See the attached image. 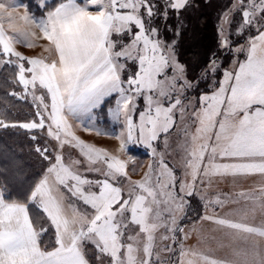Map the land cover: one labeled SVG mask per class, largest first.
<instances>
[{"label":"snow or ice","instance_id":"snow-or-ice-1","mask_svg":"<svg viewBox=\"0 0 264 264\" xmlns=\"http://www.w3.org/2000/svg\"><path fill=\"white\" fill-rule=\"evenodd\" d=\"M46 4L40 0L38 7ZM193 6L192 0H163L162 10L153 0H59L37 17L23 0H0V67L16 66V82L24 91L11 95L22 100L31 96L35 105V119L18 125L0 119V128L46 131L58 149L36 148L49 163L26 192L0 185V264H91L87 245L96 250L97 261L106 256L110 264H168L156 251L161 229L159 240L171 242L161 250L178 252L174 264H256L255 257L264 264L255 241L251 252L235 249V260L185 243L189 234L180 220L191 207L187 197L204 200L198 184L207 181L211 187L217 178L264 177V0H238L223 13L220 47L244 53V59L221 70L222 79L218 84L213 80L211 92L199 95L198 106L184 93L215 77L220 67L213 53L199 77L189 80L186 65L177 57L184 27L180 13ZM233 10L242 14L234 34L253 29L256 33L234 49L224 28L232 23ZM170 11L178 23L174 38L166 42L154 20H163L171 31L166 23ZM33 27L48 42L44 51L49 56L29 58L16 49L17 44L36 46ZM37 89L42 94L37 95ZM106 101L111 121L107 126L99 122L96 111ZM189 109L191 123L182 129L183 142L178 145L184 153V172L177 183L156 142L167 149L177 113L184 120ZM69 117L85 132L115 138L120 155L81 139ZM65 146L77 149L83 160L66 162ZM134 147L145 149L155 161L138 181L128 175L135 158L127 154ZM82 163L87 172L102 178H87L78 170ZM121 178L131 185L127 191ZM258 192H238L246 206L235 213L205 214L200 219L245 242L264 240V220L249 222L257 210L264 213V185ZM228 203L239 200L217 195L205 201L204 208L223 209ZM233 215L238 218H230Z\"/></svg>","mask_w":264,"mask_h":264},{"label":"rangeland","instance_id":"rangeland-1","mask_svg":"<svg viewBox=\"0 0 264 264\" xmlns=\"http://www.w3.org/2000/svg\"><path fill=\"white\" fill-rule=\"evenodd\" d=\"M23 2L29 3V11L34 12L35 15L39 17L46 14V11L51 10L59 0H47L46 7L44 8L38 7L40 0H23ZM153 2L157 5L158 9L162 10L163 3L161 2H163V0H153ZM237 2L238 0H192L193 5L195 6L189 7L180 13V21L183 22L184 27L180 29L177 46L178 44H181L182 41H184V43L180 45V50H178V47L176 46V52L179 61L186 65L188 79L196 80L199 77L201 70L208 64L213 53H215L220 67V70L216 72L215 77L201 80L196 88L184 93V96L190 98L194 104H197V106L199 95L201 93L211 92L213 80L218 84L222 79L221 70L234 67V62L237 59L241 61L244 59V53L237 54L220 47L219 29L223 20V13L231 9ZM19 12L20 14H23L24 9H19ZM203 17H206V21H202ZM241 19V12L239 10H233L231 14L232 23L224 24L225 34L228 36L233 49L238 45H246L247 36L256 34L253 29L250 32L246 30L244 35H235L236 26L241 22ZM205 22H209L212 25V34L210 33V37L204 35V32L207 31H205L202 24H205ZM166 23L172 26L171 31L165 27V22L163 20L158 18L154 20V26L159 28L161 38L167 42L174 38V32L178 21L172 14H169V19ZM32 31L37 33L34 40L36 46L28 48L24 44H17L16 49L29 58L49 56V53L44 51L48 42L42 38L38 29L33 27ZM125 42H127V38H125ZM13 59L15 58L13 57ZM25 67H28V65L25 64ZM169 74H171V70H169ZM16 81L17 68L15 65H4L3 67H0V119H3L6 123H16L18 125L35 119V105L32 103L31 96L22 100L19 96L11 95L12 92L22 94L24 91L23 87ZM40 94H42V90L37 89V95ZM182 99H184L183 96ZM184 102L187 104L188 100H184ZM138 103L140 108H143L144 101L142 98ZM108 106L110 105L107 102L104 107L102 106L100 109L96 110L99 122L105 126L109 125L111 122L110 117L107 115ZM190 112L191 109L188 110L189 114L186 115L184 120H180L179 114L177 113V124L168 135L169 147L167 149H165L163 144L159 141L156 142L158 151L165 152V162L175 171L178 178L177 183H179L180 177L184 172V153L179 149L178 145L183 142L182 129H184L185 125L191 123ZM69 122L73 125V130L76 135L81 139L88 143H93L98 147L105 148L113 154L120 155L119 141L115 138L97 136L95 132H85L80 122L74 118L69 117ZM194 127L195 125H192L193 130ZM33 135L36 136L35 140L31 139ZM0 141L4 142L2 144L0 142V163L7 165L3 168L6 173V179H1V181L2 184L6 183L9 189L13 192H26L28 188L40 178L48 166L49 162L44 160L36 151L37 147H40L41 149L47 147L50 150H58L57 141L48 137L46 131H28L19 127L0 128ZM14 151L21 154L24 164L32 166V171L34 172L32 177L33 181L28 187L23 182L25 175L20 179H17V181L15 180L16 178L11 176L13 168L22 166L16 160V156L13 155ZM54 154L55 151L50 153V155ZM63 155L66 162H70L72 159L83 160L78 150L69 146L64 147ZM127 155H131L135 158V164L129 163L128 167V175L133 181L141 180L148 171L149 165L155 164V161L151 158L149 153L141 147L131 148ZM127 155H124L122 158H127ZM78 170L89 179L102 178L96 173L87 172L83 163ZM261 185H264V177H260L259 175L240 177L235 180L231 177L224 179L217 178L213 180L211 187L208 186L207 181L203 184H198L197 189L199 195L203 196L204 200H200L196 195L187 197L191 207L185 210L186 218L180 220V224L184 227L185 233L189 234V239L185 242L186 245L189 247L199 246L206 251L210 250L211 254L221 259L235 260L237 259L234 256L235 249L251 252L253 242L255 241L259 244L262 254H264V240H260L259 238H249V240L245 242L243 239L229 234L227 230L219 229L211 221L200 219L205 214H218L220 216H225L229 213H235L236 210L246 206V201L243 198L238 197L236 194L244 191L251 193L252 195H259L258 188ZM121 186L125 191L131 187L124 178H121ZM217 195H219L221 199L228 197L230 200H239V203H228L223 209L216 208L215 210L209 205L206 210L204 208L205 201H211L215 199ZM230 218L236 219L238 217L233 215ZM261 220H264V213L260 210H257L254 220H252L251 216L249 217V222L258 224ZM193 228H195V231H192ZM130 229L133 234L136 232V229L131 225ZM163 231L164 230L161 229V232L157 233L158 244L156 251L159 252L160 261H167L168 264H174L178 252L161 250L171 243L170 241L159 240V236ZM181 235L183 234L178 233V236ZM212 237H215V239H212ZM172 248L177 249L178 245L172 244ZM85 250L92 264H110V258L106 256H101L99 261L95 259L97 253L92 245H87ZM248 259L249 261H252L253 257L249 256ZM258 261L259 257H255L256 264H258Z\"/></svg>","mask_w":264,"mask_h":264},{"label":"trees","instance_id":"trees-1","mask_svg":"<svg viewBox=\"0 0 264 264\" xmlns=\"http://www.w3.org/2000/svg\"><path fill=\"white\" fill-rule=\"evenodd\" d=\"M161 3H163V2H161ZM163 5V4H162ZM169 14H172L173 15V13L170 11L169 12ZM202 21H206V17H203V19H202ZM209 22H205V24H202V26H204V28H205V31H207V32H204V35H206V37H207V35L210 37L211 35H210V33H211V30H212V28H211V24L209 23ZM188 24H191V23H188ZM212 34V33H211ZM208 39V38H207ZM182 43H184V41H182L181 42V44ZM181 44H178V50H180V45ZM177 50V51H178ZM208 50V49H207ZM108 102V101H107ZM107 102L105 103V104H107ZM105 106V105H104ZM103 106V107H104ZM1 142V144L2 143H4V142H2V141H0ZM14 154L13 155H15L16 157V160L19 162V164L20 165H22V166H17V167H15V168H13V170H12V173H11V176H13L14 178H16L15 180L17 181V179H20L23 175H25V179H24V183L27 185V187L28 186H30V183L33 181V179H32V177H33V174H34V172L32 171V166L31 165H29V164H24L23 163V159L21 158V154L19 153V152H16V151H14L13 152ZM4 166H7L6 164H4V163H0V185H3L2 184V181H1V179L3 180V179H6V173H5V170L3 169L4 168ZM27 174V175H26ZM32 184V183H31ZM10 191H12V190H10ZM13 192V191H12ZM31 211L33 212V213H35L36 212V210L33 208V209H31ZM46 223V222H45ZM49 236H51V230L49 231V234H48Z\"/></svg>","mask_w":264,"mask_h":264},{"label":"crops","instance_id":"crops-1","mask_svg":"<svg viewBox=\"0 0 264 264\" xmlns=\"http://www.w3.org/2000/svg\"><path fill=\"white\" fill-rule=\"evenodd\" d=\"M107 102V101H106ZM72 118V117H71ZM92 264V263H91Z\"/></svg>","mask_w":264,"mask_h":264}]
</instances>
